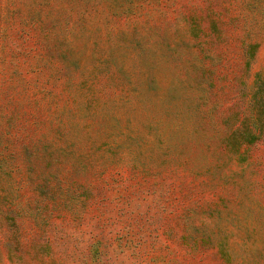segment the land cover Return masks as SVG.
Here are the masks:
<instances>
[{"label":"rangeland","instance_id":"obj_1","mask_svg":"<svg viewBox=\"0 0 264 264\" xmlns=\"http://www.w3.org/2000/svg\"><path fill=\"white\" fill-rule=\"evenodd\" d=\"M257 110L264 0H0V264H264Z\"/></svg>","mask_w":264,"mask_h":264},{"label":"trees","instance_id":"obj_2","mask_svg":"<svg viewBox=\"0 0 264 264\" xmlns=\"http://www.w3.org/2000/svg\"><path fill=\"white\" fill-rule=\"evenodd\" d=\"M262 111L257 110V117L253 123H248L240 126L235 131L236 134L239 133L240 140L246 144L255 143L261 135L264 133V120L261 119ZM234 132V133H235Z\"/></svg>","mask_w":264,"mask_h":264}]
</instances>
